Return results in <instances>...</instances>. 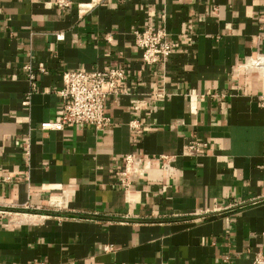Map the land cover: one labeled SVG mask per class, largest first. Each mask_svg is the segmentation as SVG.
Here are the masks:
<instances>
[{
  "label": "crops",
  "instance_id": "crops-1",
  "mask_svg": "<svg viewBox=\"0 0 264 264\" xmlns=\"http://www.w3.org/2000/svg\"><path fill=\"white\" fill-rule=\"evenodd\" d=\"M66 1L0 0V264H253L264 0ZM147 26L175 44L164 64L134 44ZM117 66L107 126L40 128L59 117L64 72ZM129 153L145 176L124 190Z\"/></svg>",
  "mask_w": 264,
  "mask_h": 264
},
{
  "label": "built area",
  "instance_id": "built-area-1",
  "mask_svg": "<svg viewBox=\"0 0 264 264\" xmlns=\"http://www.w3.org/2000/svg\"><path fill=\"white\" fill-rule=\"evenodd\" d=\"M57 6H67L66 0H53ZM91 6V4H78V11ZM134 44L141 49V58L145 65L156 63L164 64L172 53L175 44L168 40L164 28L134 29ZM258 66V64H257ZM29 70L28 78L31 88L34 90V76ZM40 70L44 71L42 65ZM126 78V71L123 67H108L92 71L69 70L62 75V87L57 91L61 98L60 114L56 121H44L41 129L60 131L64 127L78 124H88L95 129H102L109 123V118L104 113V102L107 97L117 91L120 83ZM131 128H137V124L129 123ZM206 144L199 141H191L187 149L189 151H200ZM26 155L28 150L25 151ZM166 165H163L165 167ZM145 168L133 157L132 154L124 155L123 168L118 177L119 185L127 190L134 178H143ZM111 245H106L105 250H110ZM32 264H45L42 261H34ZM253 264H264V254H256Z\"/></svg>",
  "mask_w": 264,
  "mask_h": 264
},
{
  "label": "bare ground",
  "instance_id": "bare-ground-1",
  "mask_svg": "<svg viewBox=\"0 0 264 264\" xmlns=\"http://www.w3.org/2000/svg\"><path fill=\"white\" fill-rule=\"evenodd\" d=\"M261 63H262V62H261ZM262 64H263V63H262ZM262 64H261V65H262ZM261 65H260V66H261Z\"/></svg>",
  "mask_w": 264,
  "mask_h": 264
}]
</instances>
